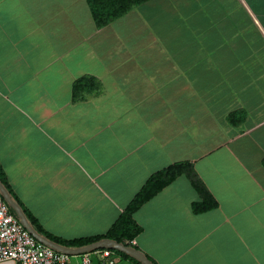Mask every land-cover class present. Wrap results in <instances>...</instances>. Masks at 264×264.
<instances>
[{
    "label": "crops",
    "instance_id": "obj_1",
    "mask_svg": "<svg viewBox=\"0 0 264 264\" xmlns=\"http://www.w3.org/2000/svg\"><path fill=\"white\" fill-rule=\"evenodd\" d=\"M82 76L100 88L73 102ZM263 160L264 0H149L101 29L86 0H0V166L48 234L104 235L187 161L217 207L193 213L179 176L132 215L135 247L156 264H264Z\"/></svg>",
    "mask_w": 264,
    "mask_h": 264
},
{
    "label": "trees",
    "instance_id": "obj_2",
    "mask_svg": "<svg viewBox=\"0 0 264 264\" xmlns=\"http://www.w3.org/2000/svg\"><path fill=\"white\" fill-rule=\"evenodd\" d=\"M147 1L149 0H86V3L96 28L101 29L122 17L133 8L138 7ZM99 88L100 84L94 77L82 76L76 79L72 84V101H80L84 98L85 94L97 92ZM244 117L245 113L243 111H236L230 113L227 116V121L232 125H237L244 120ZM179 176H184L187 178L199 197V201L191 205V210L193 213L199 214L217 207L216 201L195 172L192 163L187 161L173 163L167 168L152 175L144 183L141 189L133 196L123 212L104 235L73 240H63L48 234L42 229L36 219L28 212V210L23 206L21 201L12 191L0 166V183L6 189L12 200L20 207L30 226L45 239L71 249L86 247L103 239H109L111 241L136 248L135 245L131 244L130 242L133 241L134 238L141 232V228L134 222L132 215L140 208V206L150 200L160 190L169 185ZM10 211L15 216L11 209ZM115 252L120 256L129 259L133 264H141L129 255L116 250ZM144 255L149 259L150 262L156 264L146 254Z\"/></svg>",
    "mask_w": 264,
    "mask_h": 264
},
{
    "label": "built area",
    "instance_id": "obj_3",
    "mask_svg": "<svg viewBox=\"0 0 264 264\" xmlns=\"http://www.w3.org/2000/svg\"><path fill=\"white\" fill-rule=\"evenodd\" d=\"M130 243L134 245L133 241ZM115 253L111 249H98L71 255L55 250L29 234L0 196V263L66 264L72 257H78L79 264H92L95 258L101 264H114Z\"/></svg>",
    "mask_w": 264,
    "mask_h": 264
},
{
    "label": "water",
    "instance_id": "obj_4",
    "mask_svg": "<svg viewBox=\"0 0 264 264\" xmlns=\"http://www.w3.org/2000/svg\"><path fill=\"white\" fill-rule=\"evenodd\" d=\"M0 196L2 200L8 205V207L14 212L15 216L19 220V223L23 226V228L31 234L36 240L39 242L64 253H68L71 255H77L81 254L87 251L91 250H98V249H111V250H116L121 253H124L126 255H129L130 257L134 258L141 264H153L152 262L149 261L148 258L145 257L144 253H142L140 250L136 248H132L128 245L122 244V243H117L115 241H111L109 239H103L99 242L93 243L91 245H88L86 247H81V248H67L60 246L58 244H55L44 237L40 236L28 223L25 215L23 214L22 210L20 207L12 200L6 189L2 186L0 183Z\"/></svg>",
    "mask_w": 264,
    "mask_h": 264
}]
</instances>
